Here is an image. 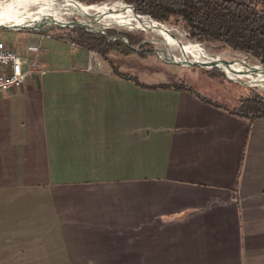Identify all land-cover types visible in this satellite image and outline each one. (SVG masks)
<instances>
[{
	"label": "crops",
	"instance_id": "1",
	"mask_svg": "<svg viewBox=\"0 0 264 264\" xmlns=\"http://www.w3.org/2000/svg\"><path fill=\"white\" fill-rule=\"evenodd\" d=\"M9 31L43 70L0 93V264H264V117Z\"/></svg>",
	"mask_w": 264,
	"mask_h": 264
},
{
	"label": "trees",
	"instance_id": "2",
	"mask_svg": "<svg viewBox=\"0 0 264 264\" xmlns=\"http://www.w3.org/2000/svg\"><path fill=\"white\" fill-rule=\"evenodd\" d=\"M89 2L105 0H88ZM134 6L139 14L172 25H179L188 37L199 43L212 44L215 50L230 49L243 54L264 67V0H120ZM53 38H64L72 44L99 53L117 69L110 54L114 50L124 54L132 50L120 40H107L99 32H90L74 26L64 30L50 29L45 32ZM107 36L114 31L106 30ZM131 45L138 43L141 36L129 32L122 33ZM211 76H222L218 69L206 71ZM126 77L128 75L121 74ZM129 77V76H128ZM171 86L185 90L214 106L225 109L230 114L246 120L248 125L257 118L264 117V93L250 88L230 103L208 97L184 82L152 85Z\"/></svg>",
	"mask_w": 264,
	"mask_h": 264
},
{
	"label": "rangeland",
	"instance_id": "3",
	"mask_svg": "<svg viewBox=\"0 0 264 264\" xmlns=\"http://www.w3.org/2000/svg\"><path fill=\"white\" fill-rule=\"evenodd\" d=\"M7 1L8 0H0V4ZM32 1L34 0H25L24 3L26 2L31 3ZM75 1H77L76 3L78 2L79 4L81 3V5L83 6L84 5L97 6L114 0H105V1H97V2H89L88 0H75ZM32 9H36V4H34ZM60 12L61 13L57 12L53 15L55 19L57 18L60 19L67 18L71 20L80 19V23L87 26L88 28L95 27L94 24L90 22L89 18H85L80 14L73 15L70 12V10H67V12L61 10ZM145 16L147 18L149 17L147 15ZM165 24L166 26H169L172 29L177 30L181 33L178 35L180 40L186 43L189 42L193 44H199L209 56L212 57L216 56V58L218 59H223L229 62L234 61L235 59L238 60L239 63H237L236 67L239 66L243 68H238L236 71L240 72L242 76L238 75V77L233 80L229 78L232 76L224 73L220 69L218 70L222 73V76H211L206 71H211L215 68L208 70V69H202L197 66L188 67V66H180L165 62V60H167L168 58L165 57L166 55L168 56L171 55L174 59L182 58V56L174 48L171 47L168 49L167 46L161 41L160 37L157 34H155L153 31L147 32L145 30L136 27L110 26L103 29L105 33L106 30L109 29L114 31V35L110 37L120 35L123 36L129 42L127 37H125L122 34L123 32H129L131 34H138L139 36H141V40L138 43L132 45L136 49L133 50L130 48L132 50L131 53L123 55L117 50L111 52L110 56L114 61V63L117 65V69L120 70L122 73H125L126 75L132 77L136 82L140 83L141 85H147V84L151 85L162 82L169 83L171 81L184 82L187 85H190L191 87L195 88L196 90L205 93L208 97L216 99L221 103H225V104L230 103L232 100H235L240 94L245 93L250 88L257 90L261 93H264V82L262 83L260 82V84H254L252 82H249L250 81L249 79L252 77H256V80L259 79L257 75V72H259V70L258 71L256 70L257 71L256 73L252 72V70L249 69V66L257 65L258 68L260 69V66H262L260 65V63H257L249 58H246L243 54L231 51L230 49L227 48L215 50L212 48L213 46L212 44L199 43L194 39L189 38L188 34L181 28V26L167 24V23ZM66 28H70V27H65L58 30L61 31ZM51 29H57V28H51ZM13 32L14 31H9V29L6 28H0V39L3 42L7 43V41L11 40ZM120 41L122 44H125L122 40ZM243 82H247L248 84H245Z\"/></svg>",
	"mask_w": 264,
	"mask_h": 264
},
{
	"label": "bare ground",
	"instance_id": "4",
	"mask_svg": "<svg viewBox=\"0 0 264 264\" xmlns=\"http://www.w3.org/2000/svg\"><path fill=\"white\" fill-rule=\"evenodd\" d=\"M24 1L25 0H8L7 2L1 3L0 24L15 26L17 24H23L27 21L39 20L45 15L52 16L54 18L53 15L60 9H63L66 12L67 10H70L73 15L80 14L85 18H89L90 22L94 24V28L104 29L110 26H127L140 28L147 32L153 31L160 37L161 41L167 46L168 49L171 47L174 48L181 54L183 58L186 57L185 59L190 58L192 60L203 62H214L215 60H217L216 56H209L199 44H193L189 42L186 43L180 40L178 35L181 33L179 31L174 30L169 26H163L158 23L149 21L145 17H139L134 14L132 8L122 4V2L117 0L107 2L105 4L103 3L102 5L97 6L90 5L91 7L86 5L83 6L81 5V3L79 4V2L76 3L77 1L75 0H34L31 3H24ZM34 4H36V9H32ZM57 20H60V18H57ZM237 63L239 62L236 59L234 61L228 62L229 67H224V70L230 76H232V70L236 71L238 68H243L239 66L236 67ZM249 69H251L252 72L255 73L259 70V72H257L259 78L258 80H256V77H252L249 79L252 83L260 84V82H264V71L261 70V67L259 69L257 65H252L249 66ZM235 74L242 76V74L237 71L235 72ZM234 76L236 77V75Z\"/></svg>",
	"mask_w": 264,
	"mask_h": 264
},
{
	"label": "water",
	"instance_id": "5",
	"mask_svg": "<svg viewBox=\"0 0 264 264\" xmlns=\"http://www.w3.org/2000/svg\"><path fill=\"white\" fill-rule=\"evenodd\" d=\"M121 2H122V4L132 8L135 15H137L139 17L147 18L145 15L137 13L134 9V6H132L131 4L124 3L123 1H121ZM61 10H63V9H60L58 11V13H61L60 12ZM147 19L149 21H152V22L158 23L160 25L166 26L165 23L157 21L150 16ZM74 26H79V27L85 29L86 31H90V32H99L102 34L103 37H105L107 40H110V41L115 40V39H120L129 48H131L133 50L136 49L135 47L130 45L129 42L123 36L117 35V36L109 37V36H107V34L104 32L103 29L85 27L82 23H80V19L79 20H71V19H67V18H61L60 20H57V19H54L52 16L45 15V16H43V18H40L39 20H31V21L24 22L23 24H17L15 26L14 25L9 26V25H5V24H0V28H6L9 30L33 29V30H38V31H49L51 28L61 29V28H65V27H74ZM165 57H168L167 60H165V62H168V63H172V64H176V65H180V66H188V67L197 66V67H200L202 69H208V70L212 69V68H217V69L222 70L224 73L228 74L224 70V67L225 68L229 67V64H228L229 61H226L223 59L217 58V60H215L214 62H212V61L211 62L210 61H208V62L204 61L203 62V61H198V60H192L190 58L185 59L183 57L178 58V59H174L171 55H169V56L166 55ZM260 67H261V70L264 71V67L263 66H260ZM235 72L236 71L232 70V74H231L232 77H229L230 79L234 80L238 76V74H235ZM233 74L236 75V77ZM244 77H246V76H244ZM249 82H251V81H249ZM243 83L248 84L247 82H243Z\"/></svg>",
	"mask_w": 264,
	"mask_h": 264
},
{
	"label": "built area",
	"instance_id": "6",
	"mask_svg": "<svg viewBox=\"0 0 264 264\" xmlns=\"http://www.w3.org/2000/svg\"><path fill=\"white\" fill-rule=\"evenodd\" d=\"M27 51L38 52L40 50L38 44H28ZM28 68L25 70L24 66ZM43 70L36 61H29L27 57H21L12 48L8 47L0 40V93L11 87H20L27 75L32 70Z\"/></svg>",
	"mask_w": 264,
	"mask_h": 264
}]
</instances>
